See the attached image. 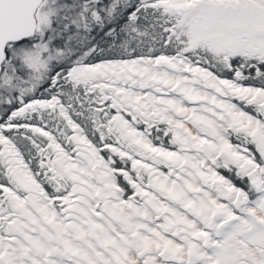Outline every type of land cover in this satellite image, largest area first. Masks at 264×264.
Segmentation results:
<instances>
[{"label": "snow or ice", "instance_id": "1", "mask_svg": "<svg viewBox=\"0 0 264 264\" xmlns=\"http://www.w3.org/2000/svg\"><path fill=\"white\" fill-rule=\"evenodd\" d=\"M0 264H264V0H0Z\"/></svg>", "mask_w": 264, "mask_h": 264}]
</instances>
